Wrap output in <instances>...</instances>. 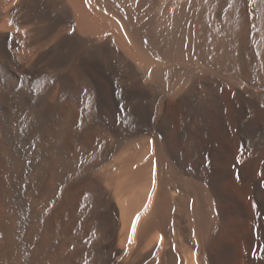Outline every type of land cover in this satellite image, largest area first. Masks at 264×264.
<instances>
[{
  "label": "bare ground",
  "instance_id": "obj_1",
  "mask_svg": "<svg viewBox=\"0 0 264 264\" xmlns=\"http://www.w3.org/2000/svg\"><path fill=\"white\" fill-rule=\"evenodd\" d=\"M0 264H264V0H0Z\"/></svg>",
  "mask_w": 264,
  "mask_h": 264
}]
</instances>
